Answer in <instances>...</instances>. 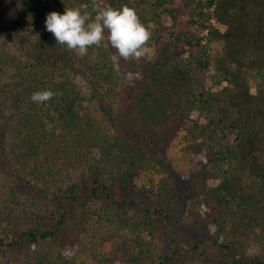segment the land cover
<instances>
[{
	"label": "trees",
	"instance_id": "trees-1",
	"mask_svg": "<svg viewBox=\"0 0 264 264\" xmlns=\"http://www.w3.org/2000/svg\"><path fill=\"white\" fill-rule=\"evenodd\" d=\"M53 2L126 4L156 49L114 62L106 30L82 56L46 30L47 0H0V264H264V0ZM179 135L200 169L176 183ZM176 209L207 236L161 249Z\"/></svg>",
	"mask_w": 264,
	"mask_h": 264
},
{
	"label": "clouds",
	"instance_id": "clouds-1",
	"mask_svg": "<svg viewBox=\"0 0 264 264\" xmlns=\"http://www.w3.org/2000/svg\"><path fill=\"white\" fill-rule=\"evenodd\" d=\"M45 26L54 34L59 45L78 50L82 56L88 53L91 46L104 40L107 30V39L115 50L112 56L114 62L121 58L143 56L144 46L151 37L136 10L126 4L120 8L111 5L97 7L94 18L79 8H65L63 13L52 11L46 16ZM58 94L52 89H42L33 92L31 100L44 104Z\"/></svg>",
	"mask_w": 264,
	"mask_h": 264
},
{
	"label": "rangeland",
	"instance_id": "rangeland-1",
	"mask_svg": "<svg viewBox=\"0 0 264 264\" xmlns=\"http://www.w3.org/2000/svg\"><path fill=\"white\" fill-rule=\"evenodd\" d=\"M49 2V10H54V2L53 0H47ZM97 1H102V0H97ZM170 20L166 19L165 20V25L169 26L170 25ZM18 43H20V45H23V41L20 40ZM26 45V43L24 44ZM11 50H15L12 48V45L10 44ZM30 49V48H28ZM113 49V48H112ZM145 51H144V55L146 54L147 57H151L153 56V52L155 46L151 45V46H145L144 47ZM78 51V50H77ZM60 54H57V57L59 58ZM143 55V56H144ZM142 56V57H143ZM76 74L73 75H77L78 77V81L82 80V75L79 72H75ZM184 146V142L182 140V135L177 136L174 141L172 142L171 147L168 150V156L171 158V163H172V167L173 168V173L177 176L176 179V183L185 181V177L191 173L194 172L197 169H200L196 164L197 161L195 160H191L190 157H188L186 154H182L180 152L181 147ZM146 177L137 180L136 183L138 186H141V183L146 182V179L148 177V174L145 175ZM216 182H209L208 184H215ZM148 184V183H147ZM149 185V184H148ZM148 187V186H146ZM124 191V195L128 196L131 195L133 197H136L138 202L141 204V206H146L148 208L154 209V207H158L159 202H157V198H155L151 193L149 195H145L144 193H139L137 191L135 192H130L128 190H123ZM153 191V190H152ZM155 191V189H154ZM153 191V193H155ZM148 196V197H146ZM161 203V202H160ZM167 203L169 206L173 203V202H165ZM164 206L166 207V205L164 204ZM49 209H47V211H49ZM185 213L186 211L182 209L179 210H175L172 213H169L165 217H156L155 222H156V228H157V236L154 238V242L157 243L159 245V248L161 249H166L168 244L172 241L173 237L175 236H180V234H185L184 238H193V239H201L202 237H205L206 234L202 233L201 231H198L196 229H191L189 227H186V221L185 219ZM40 214V213H39ZM48 214V213H47ZM147 238L148 236L145 235ZM159 236L163 237V241H159ZM207 236V235H206ZM164 251V250H163ZM208 253L210 255L211 259H217L218 257H220V253L217 251H214L212 249H208Z\"/></svg>",
	"mask_w": 264,
	"mask_h": 264
}]
</instances>
